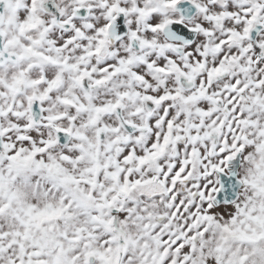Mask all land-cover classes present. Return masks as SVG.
I'll return each instance as SVG.
<instances>
[{
	"label": "clouds",
	"instance_id": "obj_1",
	"mask_svg": "<svg viewBox=\"0 0 264 264\" xmlns=\"http://www.w3.org/2000/svg\"><path fill=\"white\" fill-rule=\"evenodd\" d=\"M0 264H264V0H0Z\"/></svg>",
	"mask_w": 264,
	"mask_h": 264
}]
</instances>
